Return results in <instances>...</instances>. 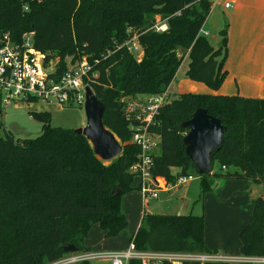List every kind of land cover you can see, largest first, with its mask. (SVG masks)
Segmentation results:
<instances>
[{"label": "trees", "instance_id": "obj_1", "mask_svg": "<svg viewBox=\"0 0 264 264\" xmlns=\"http://www.w3.org/2000/svg\"><path fill=\"white\" fill-rule=\"evenodd\" d=\"M24 6L27 9H24ZM209 0H0V37L20 43L32 35L34 48L56 60L54 78L85 58L97 73L88 85L104 106L103 123L122 152L101 161L88 140L74 130L51 126L48 112H30L41 124L33 139L0 136V264H49L69 253L90 251L85 239L94 225L105 238L128 227L122 198L132 191L130 167L139 148L131 142L127 98L168 90L184 59L185 78L218 90L226 78L227 23L215 49L200 33ZM168 30L151 29L155 17ZM129 30L138 33V60L122 46ZM119 48V49H118ZM107 53H109L107 55ZM197 109H206L225 128L218 151L210 155L221 172L197 174L184 152L183 137ZM1 112V111H0ZM1 127V124H0ZM150 132L159 138L153 179L175 184L194 172L204 194L211 177L246 180L264 188V80L261 99L184 92L160 108ZM173 169H177L173 174ZM119 192L120 194H117ZM251 220L240 232L243 257H264V196L250 199ZM204 216L143 213L130 236L137 251L210 254L205 246ZM88 264V262L82 263ZM128 264H139L131 260Z\"/></svg>", "mask_w": 264, "mask_h": 264}, {"label": "built area", "instance_id": "obj_2", "mask_svg": "<svg viewBox=\"0 0 264 264\" xmlns=\"http://www.w3.org/2000/svg\"><path fill=\"white\" fill-rule=\"evenodd\" d=\"M209 1L212 9L220 0ZM229 6V3H223L225 9ZM24 9L26 10L27 7L24 6ZM151 29L157 33L166 32L168 30L166 20H161L159 16L155 17ZM128 32L129 38L119 48L124 47L128 53L139 60L143 55V50L138 42V33L132 30ZM203 34L208 35L206 32ZM45 60L46 55L34 48L32 35H25L20 43L12 41L8 33L0 37V111L4 107L22 102L28 104L42 102L65 108L84 107L85 88L89 87L88 83L97 77L93 66L83 58L76 67L69 69L56 79L53 77L55 73L53 60L48 62ZM169 102L166 92L159 95H148L144 99L128 98L126 101V117L136 122L129 127L131 142L139 148L137 161L129 171L136 180L138 179V189L145 200L159 199L158 191L154 189L159 184L164 187L180 186L191 178L190 176L180 177L175 184H167L164 181L157 182L152 176L154 156L159 148V138L151 133L149 128L160 108ZM131 260L139 261V264H189L191 262L264 264V257L242 256V258L235 259L214 254L141 252L137 251L132 243H129L128 248L123 251L76 252L49 264H82L91 261L128 264Z\"/></svg>", "mask_w": 264, "mask_h": 264}, {"label": "rangeland", "instance_id": "obj_3", "mask_svg": "<svg viewBox=\"0 0 264 264\" xmlns=\"http://www.w3.org/2000/svg\"><path fill=\"white\" fill-rule=\"evenodd\" d=\"M211 13V12H210ZM209 13V14H210ZM226 18L219 8H216L208 15L203 30L209 32L207 40L215 49L219 41V28H223ZM56 60L53 59V65ZM188 61L183 60L179 67L175 79L171 84L169 101L175 99L179 90L178 87L182 81H188L185 78L184 72L187 69ZM183 88V87H182ZM185 88V85H184ZM144 97L139 96L138 99ZM128 100V98H127ZM30 112H48L51 116V126L60 127L64 129L76 130L85 126V114L83 107H61L56 104H46L42 102L37 103H15L4 107L0 112V136H3L4 131L10 132L14 139H33L40 134L41 124L36 122L29 115ZM159 148L156 150V155L159 154ZM221 172L217 161L213 163L214 174ZM190 179L182 186H172L159 184L154 189L158 191V200L148 199L146 205L141 206L143 213L149 214H193L203 215L205 220V227L210 234V237L218 242H225L227 245L234 247L235 251L213 252L217 256H225L229 258H242L240 253V232L242 228L251 220V210L249 207V200L264 196V188L262 186L253 185L243 182L248 186L247 194L242 195L241 181L237 182L234 187L230 185L234 183L230 179H219L211 177L208 179V184L213 188L212 191L201 193L200 178L191 172ZM246 181V180H245ZM138 179H133V190L123 196L128 197L126 201L128 205L124 209L127 223L131 222L130 214L133 213L135 205H141V193L138 189ZM240 186L239 193H234L233 188ZM251 191V192H250ZM236 198H244L241 204L236 205ZM241 201V200H240ZM138 211V210H137ZM141 211V212H142ZM137 213V212H136ZM238 215V216H237ZM140 216L138 220L140 221ZM237 216V218H236ZM236 218V219H235ZM238 224V225H237ZM236 225V227H235ZM131 228V227H130ZM97 229L100 227L97 225ZM129 230V227L126 231ZM95 238L92 234L91 239ZM99 240V238H98ZM128 248V246H127ZM126 248V249H127ZM104 253L109 251H93V253ZM91 261L88 264H94ZM81 264V263H78ZM223 264V263H219ZM232 264H249L245 262H236Z\"/></svg>", "mask_w": 264, "mask_h": 264}, {"label": "crops", "instance_id": "obj_4", "mask_svg": "<svg viewBox=\"0 0 264 264\" xmlns=\"http://www.w3.org/2000/svg\"><path fill=\"white\" fill-rule=\"evenodd\" d=\"M225 2L229 3L230 5L227 9L223 7V3ZM216 8H219L220 11L224 14V17L226 18L224 24L227 23L228 25V30H227L228 55L224 64V70L227 74L226 78L218 90H211L202 83L193 82L190 80H189L190 82L182 81L180 83L181 85L178 87L179 90L177 91L176 94L178 95L184 92H189L195 94L227 95V96H240L243 98H251V99H261L263 97V80H264V0H220L219 3L215 4L212 7L210 12L212 13V11ZM220 30L221 28H219V31ZM205 32L208 33L209 35V32L201 29V34ZM219 43H220V38L217 47L219 46ZM184 60L188 61L187 59ZM171 84L168 87V90L166 91V94L169 97L172 95L170 93ZM138 97L139 96H136L135 98L138 99ZM141 97L145 98L146 95H141ZM177 171H178L177 169H173L172 173L176 174ZM232 181L234 183L230 185L231 187H234V185L237 183L235 181L248 183L245 180H232ZM174 186L179 187V185H174ZM240 186H242L241 187L242 195L247 194L248 186L245 185L244 183ZM240 186H235V188H233L234 193H239L238 190ZM140 198H141V205L140 206L135 205L133 207V213L131 212L130 214L131 222L130 223L128 222V227H129L128 231H126L127 230L126 229L117 237L105 238L104 232L101 229H97V225H94L90 229L85 239V245L86 247L89 248L90 252L93 251L116 252V251H123L127 248V246L129 245L130 236L136 232V230L140 225L141 217L143 215L141 206L143 207V205H146L147 202V200H145L143 196ZM127 200L128 197L124 199L122 198V211L125 217L126 214L124 212V209L130 206L127 204L126 202ZM243 200L244 198H236V205L241 204ZM249 207H250V200H249ZM139 215H141L140 221L138 220ZM92 234H95V238L93 239H91ZM204 240H205V246L210 254L216 251L219 252H223V251L231 252V250L235 251L234 247L232 248V246L227 245L225 242H222L221 240L218 242L214 241L210 237V234L208 233L206 227H205ZM240 248H241V242H240ZM94 264H109V263L95 262ZM189 264H219V263L191 262Z\"/></svg>", "mask_w": 264, "mask_h": 264}, {"label": "water", "instance_id": "obj_5", "mask_svg": "<svg viewBox=\"0 0 264 264\" xmlns=\"http://www.w3.org/2000/svg\"><path fill=\"white\" fill-rule=\"evenodd\" d=\"M85 126L74 133L85 137L94 154L103 162H109L119 156L122 146L116 136L103 123L104 106L99 102L90 87L85 88ZM187 129L183 137L184 152L193 163L197 174L210 175L212 166L210 155L218 151L223 141L225 128L220 121L210 116L206 109H197L188 121L180 124ZM117 194H120L117 192ZM65 253H76L73 245L63 247Z\"/></svg>", "mask_w": 264, "mask_h": 264}]
</instances>
